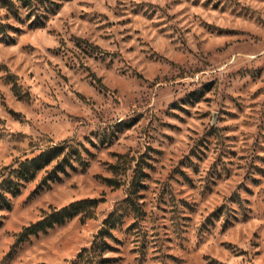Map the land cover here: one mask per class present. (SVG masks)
Returning <instances> with one entry per match:
<instances>
[{
    "label": "rangeland",
    "instance_id": "1",
    "mask_svg": "<svg viewBox=\"0 0 264 264\" xmlns=\"http://www.w3.org/2000/svg\"><path fill=\"white\" fill-rule=\"evenodd\" d=\"M0 19V191L66 146L6 192L0 264H264V0H0ZM102 197L94 216L16 242Z\"/></svg>",
    "mask_w": 264,
    "mask_h": 264
},
{
    "label": "trees",
    "instance_id": "2",
    "mask_svg": "<svg viewBox=\"0 0 264 264\" xmlns=\"http://www.w3.org/2000/svg\"><path fill=\"white\" fill-rule=\"evenodd\" d=\"M46 0H22V4L25 6H30L33 3L45 2ZM11 25L9 23H5L0 19V41L6 39L9 36V30ZM10 38V36H9ZM12 41L14 39H11ZM93 46L91 52H101L103 49L99 45H91ZM7 80L12 84V88L15 94L19 98H27L29 99L30 94L27 91H24L22 85L19 83L18 77L13 73H8L6 76ZM100 82V79H98ZM66 146L57 145L53 146L48 150L43 151L39 155L26 158L24 161H21L19 166L16 169H12L8 172L7 176L3 179L2 184H8L5 187L6 191H0V208L9 207L10 198L6 195V192L10 191L13 195H16L21 190V186L25 180H29L33 178L36 173L44 167L46 164H49L54 158L60 156V154L65 150ZM66 160V158H65ZM64 162V161H63ZM63 164V163H62ZM118 163L114 164V168L116 169ZM66 171V169H63ZM67 172V171H66ZM108 184L114 186H120V180L116 177H104ZM130 200V197L128 198ZM132 200V199H131ZM104 201V197L102 198H85L81 200H77L72 202L71 204L61 207L55 208L49 214L44 215L41 219L36 222H33L29 225H26L22 228V230L18 233L16 242H22L27 239L32 234H38L41 231L47 230L49 227H53L57 223L64 222L68 218L74 217L80 212L85 210V213L81 216L82 220H86L88 217L94 216L93 210L99 206V204ZM1 223V219H0ZM107 225L101 231V240L102 245L100 248L105 250L111 245L108 243L105 238L106 235L114 236L112 229L116 226V222H111L110 217L105 220ZM99 249L98 241L95 240L91 247L83 248L79 254L78 259L79 262L82 263V260H86L90 256H92L94 251ZM97 254V252H94ZM107 260L106 257H102L100 263H103Z\"/></svg>",
    "mask_w": 264,
    "mask_h": 264
}]
</instances>
